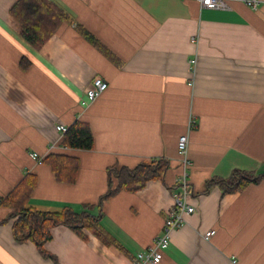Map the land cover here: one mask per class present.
Here are the masks:
<instances>
[{
	"label": "crops",
	"instance_id": "obj_1",
	"mask_svg": "<svg viewBox=\"0 0 264 264\" xmlns=\"http://www.w3.org/2000/svg\"><path fill=\"white\" fill-rule=\"evenodd\" d=\"M18 1L0 0V198L32 173L38 185L30 206L84 212L109 191L110 169L170 163L165 181L104 201L102 226L120 248L53 228L45 249L58 264H132L153 244L174 207L182 135L190 141L196 212L173 233L161 264H264V180L242 192L204 193L209 181L236 171L264 175V3L254 9L228 0L230 9L209 10L186 0H52L74 23L38 50L11 14ZM96 78L108 89L86 105ZM76 121L90 125L92 150L62 146L57 126ZM32 154L77 159L75 182L58 181ZM8 213L1 207L0 221ZM210 231L216 234L206 239ZM0 264L56 262L33 243H17L10 223L0 225Z\"/></svg>",
	"mask_w": 264,
	"mask_h": 264
},
{
	"label": "trees",
	"instance_id": "obj_2",
	"mask_svg": "<svg viewBox=\"0 0 264 264\" xmlns=\"http://www.w3.org/2000/svg\"><path fill=\"white\" fill-rule=\"evenodd\" d=\"M12 16L22 25V37L34 48L40 50L56 34L64 23L73 24L71 15L52 0H19L11 9ZM78 31L95 46L100 47L98 40L82 26ZM22 66L27 67L23 59ZM62 146L74 150H92L94 135L90 125L83 121H76L64 134ZM52 168L58 181L75 182L80 164L75 158L51 154L43 160ZM170 170V163L164 159L143 162L134 169L128 167H114L110 169V189L98 204L89 205L84 212H76L71 207L61 211H40L30 206V200L38 185L36 174L28 173L23 180L6 197L0 198V208L9 209L7 216L0 221V225L12 224L13 236L17 243H33L44 258L52 259L58 264L56 257L48 253L45 244L52 239L53 228L64 226L84 240H88L87 232L98 238L108 246L120 245L102 226V206L105 200L121 191L136 193L143 190L151 181H165ZM264 180V175H254L236 171L228 180L209 181L204 193L219 186L223 194L244 191L251 184H258ZM98 208L99 215L90 210Z\"/></svg>",
	"mask_w": 264,
	"mask_h": 264
},
{
	"label": "built area",
	"instance_id": "obj_3",
	"mask_svg": "<svg viewBox=\"0 0 264 264\" xmlns=\"http://www.w3.org/2000/svg\"><path fill=\"white\" fill-rule=\"evenodd\" d=\"M196 1L203 8L209 10H228L230 5L228 0H186ZM246 6L258 9L264 1L262 0H240ZM108 83L101 79H94L91 87L87 91V98L84 102L86 105L93 104L107 89ZM195 121H192V127L195 126ZM57 129L63 135L68 132L69 127L65 125H58ZM189 136L182 135L178 141V154L181 164V173L176 180L177 189L174 192V207L166 215L162 234L159 235L153 242V244L139 251L132 260V264H161L166 249L170 246L172 235L175 231L179 230L187 215H191L196 212V208L190 204V197L192 195L189 178L192 162L189 158ZM35 160L39 163H43V160L39 158L37 154H32ZM216 234L215 231L206 233L205 238L211 239Z\"/></svg>",
	"mask_w": 264,
	"mask_h": 264
}]
</instances>
